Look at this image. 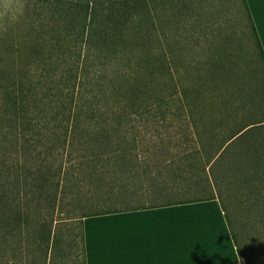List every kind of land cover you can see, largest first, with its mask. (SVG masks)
<instances>
[{"label": "trees", "instance_id": "trees-1", "mask_svg": "<svg viewBox=\"0 0 264 264\" xmlns=\"http://www.w3.org/2000/svg\"><path fill=\"white\" fill-rule=\"evenodd\" d=\"M194 4L26 0L25 20L5 27L0 37V264H64L57 258L59 236L46 214L58 194L77 192L85 179L95 188L105 186L99 200L109 199L112 207L78 216L74 239L81 264L83 217L209 198H216L223 212L236 264H264V119H253L257 108L249 106L256 96L264 106V55L240 0L237 10L256 85L229 84L235 77L232 58L221 45L210 46L204 18L189 22L198 13ZM186 24L207 42L204 57L190 65L189 84L180 78L178 42L168 37ZM223 83L225 94L217 91ZM169 114L179 120L182 136L176 139L184 145L171 158L185 163L192 180L172 169L175 159H160L154 173L145 169L149 179L141 184L149 194L144 201L160 198L138 204L130 195L137 190L117 186L111 171L135 172L131 165L139 159L126 145L135 142L138 127L167 126ZM190 186L208 192L161 198ZM232 197L249 219L246 228L233 214Z\"/></svg>", "mask_w": 264, "mask_h": 264}, {"label": "rangeland", "instance_id": "rangeland-1", "mask_svg": "<svg viewBox=\"0 0 264 264\" xmlns=\"http://www.w3.org/2000/svg\"><path fill=\"white\" fill-rule=\"evenodd\" d=\"M25 1L26 0H0V37L3 32L7 30V28H5L6 26L16 28L19 23L25 20ZM194 2V5L198 7L196 10L198 13L194 16L191 15L188 18L189 22H199L201 18H204L208 23L207 27L211 29L210 35L206 33L208 31L205 32L208 36V41H212L210 46L215 47L221 45L232 58V71L235 77L232 76L229 78V84L237 83L242 80L248 81L250 84L255 83L256 85L255 76H253L254 78L252 77V69L255 64L250 55V42L242 33L241 23H243L244 20L240 11L237 10L240 6V0H194ZM193 24L196 25L195 22ZM208 28L207 30H209ZM18 32L19 31L12 32V35L16 36ZM168 37L172 39L175 38L178 42L179 48L177 52L178 56L181 58L179 66L180 78L183 84H189V82H191L192 73L190 65L195 60L204 57L207 42L202 32H197L195 28L188 26V24L185 26L183 25L179 31H169ZM258 63L260 65L259 61ZM261 75L263 77V71H261ZM161 85L160 82L156 83L157 87ZM224 87H226L224 83L221 86L218 85L217 91L219 90L221 94H225L227 91H225ZM254 99L252 103H249L252 109L257 108L251 112L252 118L255 120H263L264 106L258 105L259 103L256 102L257 96ZM178 121L179 120H177L175 116L169 114L165 121L167 126L158 125L156 128H149L147 130L138 127L135 134V136L137 135L134 139L135 142L133 144H125L126 148L131 152L133 151L132 153H135L136 157L139 159L136 163L132 162V165L131 163L128 164L133 166L134 171H136H111L112 175L116 173L117 186L123 187L125 191L128 190V193L129 191L132 192L135 189L137 190L135 194L132 193L130 195L132 197L135 195L134 197L138 204L142 203V200H146L149 196V194L141 190L142 185H145V183L147 184L149 179L143 173L145 169H147V173H154L153 165L160 159H164V161L168 160L169 162H173L175 159L176 162L172 164V169L175 170L179 168L181 172L184 171L182 174L188 177V183L192 180L188 174H186L189 170L185 163L178 162L179 159L177 160V157L171 158L172 154H176L177 149L184 147L183 143L177 142L176 139L178 138V141H181L180 136H182L179 134L182 132L178 127ZM114 167L116 166H111L110 169ZM212 188H210V190ZM104 190H106L105 186L100 185V188H95L93 184L88 183L85 179V182L83 181V185H81L77 192L71 188L65 190L60 196L58 194L54 207L49 209L46 216L50 220L51 229L59 236V253L57 254L59 262L64 264H81L80 256L76 255L78 241L74 239L78 232L77 218L85 212L112 207L108 206L110 205V202H108L109 199L99 200L100 193ZM176 191L177 192L171 191L161 198L173 200L179 197H194L208 192V189L190 186L186 187L184 190L178 189ZM126 195H128L126 198H132L129 194ZM237 197H232V201L229 205L239 227L242 225L246 228L249 219L240 208ZM159 198L160 197L153 196L149 197L147 201L143 200V202L154 203L157 202ZM101 202L107 204L103 205ZM122 204V207L129 206L125 203ZM119 205L120 204H116V207H119ZM259 207L260 206H258V208ZM43 213H45V210ZM245 228H240V230L243 231ZM246 230L247 229H245V231ZM233 231L238 237L237 231L234 229ZM247 245L250 246L248 242Z\"/></svg>", "mask_w": 264, "mask_h": 264}, {"label": "crops", "instance_id": "crops-1", "mask_svg": "<svg viewBox=\"0 0 264 264\" xmlns=\"http://www.w3.org/2000/svg\"><path fill=\"white\" fill-rule=\"evenodd\" d=\"M264 55V0H245ZM85 264H236L216 198L82 218Z\"/></svg>", "mask_w": 264, "mask_h": 264}]
</instances>
